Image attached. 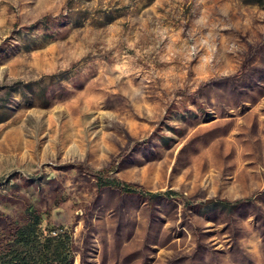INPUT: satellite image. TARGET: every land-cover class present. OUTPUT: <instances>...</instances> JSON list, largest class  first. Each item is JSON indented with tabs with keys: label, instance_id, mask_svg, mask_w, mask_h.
I'll return each instance as SVG.
<instances>
[{
	"label": "rangeland",
	"instance_id": "374dc122",
	"mask_svg": "<svg viewBox=\"0 0 264 264\" xmlns=\"http://www.w3.org/2000/svg\"><path fill=\"white\" fill-rule=\"evenodd\" d=\"M0 252L264 264V0H0Z\"/></svg>",
	"mask_w": 264,
	"mask_h": 264
},
{
	"label": "trees",
	"instance_id": "16d2710c",
	"mask_svg": "<svg viewBox=\"0 0 264 264\" xmlns=\"http://www.w3.org/2000/svg\"><path fill=\"white\" fill-rule=\"evenodd\" d=\"M97 178L100 182V185L102 186H110L113 188H116L120 190L123 193L126 194H139L142 196H150L152 199H156L159 196H161V193H155L150 192L146 190H142L138 185L120 180L118 178H111V177H105L104 172L100 171L97 174ZM39 223V220L37 221ZM21 237H25L28 233L25 231H22L20 233ZM41 264H71L70 259L66 255L65 257H62L61 260H55V262H48L47 260L42 259ZM0 264H32V262L29 260L28 255L26 254H19L18 252L15 254H6L3 255L0 252Z\"/></svg>",
	"mask_w": 264,
	"mask_h": 264
}]
</instances>
